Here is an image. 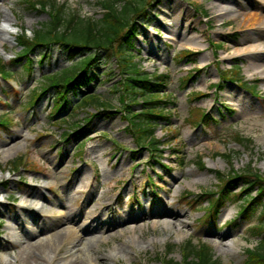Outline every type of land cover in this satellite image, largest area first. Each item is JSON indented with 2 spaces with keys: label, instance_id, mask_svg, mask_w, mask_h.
Listing matches in <instances>:
<instances>
[{
  "label": "rangeland",
  "instance_id": "obj_1",
  "mask_svg": "<svg viewBox=\"0 0 264 264\" xmlns=\"http://www.w3.org/2000/svg\"><path fill=\"white\" fill-rule=\"evenodd\" d=\"M54 1L84 19L99 20L103 10L98 2L105 0ZM144 7L127 52L141 71L169 76L160 97L173 101L161 105L170 115L154 130L156 150L139 148L128 131L120 101L123 90L118 86L122 75L113 54L99 52L88 71L92 82L65 95L70 104L63 112L53 113L57 92L50 87L30 105L34 88L41 92L53 74L60 82L71 78L80 58L71 60L64 48L54 46L42 64L41 51L31 55L30 73L21 64H11L19 51L20 28L31 38L49 14L30 10L25 0H0V21L19 29L17 33L0 29V59L12 74L0 77V116L8 122L0 126V264H21L28 255L44 263L68 264L69 252L77 249L84 250L78 264L176 263L183 260L186 248L200 246L210 248L218 264H244L246 250L260 245L252 226L263 221L261 206L249 220L241 216V203H228L207 219L202 218L207 203L194 206L183 195L215 191L214 172L239 173L249 166L264 176V73L252 66L258 60L264 63V39L258 41L264 0H147ZM184 51L194 55L182 57ZM234 66L239 79L220 80V72ZM191 92L205 96L190 100ZM84 97L87 104L79 106ZM124 100L133 105L132 111L143 109L141 98L135 103ZM193 108L213 121L186 123ZM237 135L250 143L235 141ZM198 157L203 169L197 165ZM19 158L23 168L14 172L11 163ZM242 189L239 182L231 192ZM21 205L40 218V228L29 242L52 239L44 224L59 212L71 216L69 223L58 227L64 233L87 215L96 220L82 242L66 240L58 252L26 250L23 234L34 228L16 222ZM155 208L185 215L186 227L133 222ZM122 222L128 223L129 231L119 229L115 238L100 231L101 223ZM209 233L228 239L218 243L207 238Z\"/></svg>",
  "mask_w": 264,
  "mask_h": 264
},
{
  "label": "trees",
  "instance_id": "obj_2",
  "mask_svg": "<svg viewBox=\"0 0 264 264\" xmlns=\"http://www.w3.org/2000/svg\"><path fill=\"white\" fill-rule=\"evenodd\" d=\"M147 0H105L99 1L98 5L103 10V15L99 20L84 19L78 14L68 11L64 4L58 5L54 0H25L27 7L33 11L48 12L47 22L32 31V37L28 38L26 31L21 28L17 37L19 51L14 54L11 64H21L25 70L31 71V55L36 51H41L42 64L46 60V53L54 46L64 48L70 55V59L80 58L74 65L75 74L62 82L55 75L50 76L51 83L43 87L41 92L33 91L30 105L36 103L46 93L47 88H54L57 92V100L54 102L53 113H61L70 104L65 99L69 92H76L86 88L91 82L88 79V71L96 62L99 52L103 51L116 56L121 79L118 86L123 90L120 101L124 104L123 118L127 121L128 131L134 136L139 148H153L156 150L158 141L155 140L154 130L157 125L167 121L170 114H166L161 105L173 104L170 97L162 99L160 94L169 82L168 75H155L143 72L133 61L127 49L132 48V40L136 35V20L141 19L145 12ZM121 4L120 8L118 4ZM194 54L186 51L183 57H190ZM239 70L234 66L233 70L221 71L219 78L226 80H238ZM8 65L0 59V77L7 79L11 77ZM124 76V77H123ZM189 76L185 77L188 79ZM238 78V79H237ZM88 80V81H86ZM185 80L183 82H185ZM255 87H253V90ZM205 94L198 92L190 93V100H199ZM141 98L143 109L132 111L128 102H137ZM63 101V103L61 102ZM86 98H83L79 106L86 105ZM104 109V108H103ZM229 114L233 112L227 109ZM5 116L0 117V125L6 123ZM88 121V120H87ZM213 120L207 113L193 108L186 123L209 124ZM216 122V121H214ZM76 125V124H75ZM78 127V126H76ZM80 128V127H78ZM64 136H69V132H64ZM235 141L250 143L242 140L238 135ZM80 153V152H79ZM13 171H18L21 158L12 162ZM197 165L204 168L202 158L198 157ZM217 184L215 191H202L199 194L187 192L183 195L185 202L201 206L207 203L202 218L211 219L227 203L241 202L240 212L242 215L251 217L256 211L257 206H261V218L264 219V176L259 174L249 166L239 173L229 171L228 173L214 172ZM242 183L243 189L237 194L231 192L232 185ZM255 193L252 195V192ZM254 234L260 237L259 246L251 247L246 250L244 264H264V221L253 227ZM162 264H218L210 248L200 246L198 249L193 247L186 248V254L182 262L174 263L172 260Z\"/></svg>",
  "mask_w": 264,
  "mask_h": 264
},
{
  "label": "bare ground",
  "instance_id": "obj_3",
  "mask_svg": "<svg viewBox=\"0 0 264 264\" xmlns=\"http://www.w3.org/2000/svg\"><path fill=\"white\" fill-rule=\"evenodd\" d=\"M262 27L259 32L260 34V39L258 41H261V39H264V18L261 19ZM252 66L255 68L261 69L262 72L264 73V63L262 60H258L255 62H252ZM10 142L7 141L6 144H9ZM35 191V190H34ZM44 195V194H43ZM42 195V196H43ZM30 197H36L37 194H31L29 195ZM19 215L15 217L16 222L23 228L28 229V228H34L32 231H27L26 233L23 234L24 239H26L28 242L26 243V250L33 249V250H45L48 248H52L55 252H58L61 250L63 247L64 243L66 240L69 242L77 241V242H82L87 235L91 232L89 229V225L93 224L95 222V217L93 215L86 216L84 217L83 221L81 223L75 224V228L67 233H64L60 227L63 224H66L69 220H71V216H69L66 213L59 212L60 214L56 217L53 216L51 217V220L45 221L44 227L45 229H49L51 231V238H39L35 240L34 242H29V240L37 233V231L40 228V225L38 224L39 222V217L36 214L29 213L28 208H26L25 205L19 206ZM71 214V213H70ZM72 215V214H71ZM76 216V215H75ZM185 218V215H182L181 213L178 212H173L170 211L168 208L165 209H152L147 211L146 213H143L141 218H136L133 219V222H141V223H146V222H151L152 226H156L157 224H162L166 226L167 228H172L176 226V223H178L180 226L182 225L183 227H186V225L183 224L182 219ZM139 220V221H138ZM69 223V222H68ZM53 227V228H51ZM128 223H120V224H106V223H101L99 229L102 234L108 235V238H115V233L119 229H124L125 231L128 232ZM96 229V227H93ZM37 229V230H36ZM44 229V228H43ZM42 229V230H43ZM92 229V230H94ZM36 230V231H35ZM41 230V231H42ZM135 231L134 229H132ZM18 235V233L16 234ZM208 239H214L218 243H222L228 239V235L225 234H217V233H209L207 234ZM7 243L11 244L14 247V243L10 241L7 237ZM71 244V243H70ZM16 246V245H15ZM76 245L73 246L72 249H74ZM71 249V250H72ZM71 254V259L69 260L68 264H78V261L81 260L82 255H84V250L83 249H77V251L69 252ZM68 257L65 259L67 260ZM100 255L97 257V261H100L101 263L103 262L104 259H101ZM21 264H52L50 262L44 263L43 261L37 260L33 256H26L23 259L20 260Z\"/></svg>",
  "mask_w": 264,
  "mask_h": 264
},
{
  "label": "clouds",
  "instance_id": "obj_4",
  "mask_svg": "<svg viewBox=\"0 0 264 264\" xmlns=\"http://www.w3.org/2000/svg\"><path fill=\"white\" fill-rule=\"evenodd\" d=\"M0 29L7 30L11 33H17L19 31V29L11 27L8 23H4L2 21H0Z\"/></svg>",
  "mask_w": 264,
  "mask_h": 264
}]
</instances>
